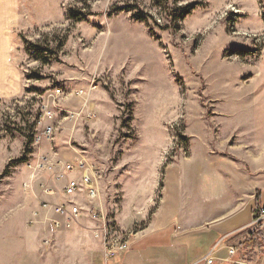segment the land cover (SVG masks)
I'll use <instances>...</instances> for the list:
<instances>
[{
  "label": "rangeland",
  "instance_id": "rangeland-1",
  "mask_svg": "<svg viewBox=\"0 0 264 264\" xmlns=\"http://www.w3.org/2000/svg\"><path fill=\"white\" fill-rule=\"evenodd\" d=\"M13 3L19 86L0 95V264L104 263L88 216L58 230L34 216L54 202L42 194L49 175L30 180L39 155L92 165L104 211L131 243L159 215L193 220L225 207L239 169L252 193L264 185V0ZM82 90L92 119L57 112L54 141L38 143L42 107L79 113ZM69 200L93 206L84 193ZM241 234L245 259L225 263L264 264L259 242Z\"/></svg>",
  "mask_w": 264,
  "mask_h": 264
},
{
  "label": "crops",
  "instance_id": "crops-1",
  "mask_svg": "<svg viewBox=\"0 0 264 264\" xmlns=\"http://www.w3.org/2000/svg\"><path fill=\"white\" fill-rule=\"evenodd\" d=\"M13 2L14 0H0V95L2 96L12 95L19 86L16 81L17 75L9 59L13 51L12 31L16 25L13 22ZM237 175V180L230 182L233 184L234 196L225 207L208 211L202 218L193 220L169 222L167 219L159 218V215L149 232L137 240L135 238L134 241L132 240L131 248L122 257L120 264H206L204 259L216 246L218 252L215 258H220H216V264H226L221 258L226 256L227 246L242 238V231L246 230L253 221L255 209L264 208V185L254 194L251 189V178L249 179V176L240 169ZM211 178L215 179V177ZM242 180L248 181L249 185L246 186ZM49 182L53 185L50 187L55 188L57 192L60 191L61 186L51 180ZM248 196L247 200L245 197ZM64 200L65 198H60L56 201ZM262 231L264 232V229ZM95 242L98 244L97 241ZM143 242L146 244L144 245ZM149 244H154L155 247ZM98 246L100 250V245Z\"/></svg>",
  "mask_w": 264,
  "mask_h": 264
},
{
  "label": "built area",
  "instance_id": "built-area-1",
  "mask_svg": "<svg viewBox=\"0 0 264 264\" xmlns=\"http://www.w3.org/2000/svg\"><path fill=\"white\" fill-rule=\"evenodd\" d=\"M79 97L84 100L83 107L79 113L62 110L56 106L52 109L48 105H44L41 113L36 121L37 142L43 139L53 142L58 127L55 120L57 112L63 116V120L72 121L74 123L82 119L89 121L93 117V111L89 108L86 97L88 93L84 90L78 93ZM57 98H62L64 94L60 89L56 91ZM30 170L33 171L32 180L37 173H46L50 176V180L61 186L60 191L55 188L43 185L42 194L46 197L54 199V202H41L39 210L34 213L35 217L52 221V225L58 229H71L75 225L81 224L82 220L88 216L95 224L93 228V238L100 245V253L104 260L103 264H120L122 257L130 250L131 240L109 220L103 208L102 195L100 193L97 181V173L95 168L85 159H78L76 163H67L61 160L56 153L52 155H39L36 161L30 164ZM71 174H76L77 178L70 179ZM25 190H31V182L24 183ZM59 193V194H58ZM84 193L87 200L93 204L91 210L87 211L78 201L69 200L70 197ZM60 198H65L63 202H57ZM67 199V200H66ZM55 218V219H53ZM254 223L244 230V243H250L255 239L257 232L264 229V208L255 209ZM243 237V238H244ZM256 242V241H255ZM241 243V242H240ZM238 244V243H237ZM237 244L227 247L229 259L226 262L235 263L234 259H245V253L237 248ZM218 246L204 259L206 264H215V254Z\"/></svg>",
  "mask_w": 264,
  "mask_h": 264
},
{
  "label": "trees",
  "instance_id": "trees-1",
  "mask_svg": "<svg viewBox=\"0 0 264 264\" xmlns=\"http://www.w3.org/2000/svg\"><path fill=\"white\" fill-rule=\"evenodd\" d=\"M255 241L259 242L260 250L264 252V232L262 231L257 232L255 235V239L252 240L249 245H252Z\"/></svg>",
  "mask_w": 264,
  "mask_h": 264
}]
</instances>
